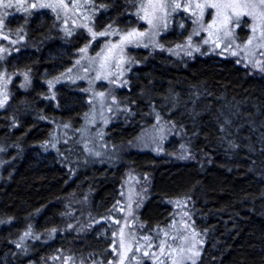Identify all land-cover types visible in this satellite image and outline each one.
I'll use <instances>...</instances> for the list:
<instances>
[{"label": "trees", "instance_id": "trees-1", "mask_svg": "<svg viewBox=\"0 0 264 264\" xmlns=\"http://www.w3.org/2000/svg\"><path fill=\"white\" fill-rule=\"evenodd\" d=\"M128 1L96 0L103 6L98 27L123 29L118 18H131ZM38 15L27 22L30 48L12 58L27 71L31 88L19 90L14 83L13 95L0 111V142L15 145L5 153L11 163L0 175V264H42L69 248L104 257V239L72 234L66 218L71 212L79 219L73 198L87 200L91 218L105 217L118 197L125 168L150 177V196L140 214L148 227L169 220L167 202H188L204 241L198 264H264V61L256 73L215 56L177 61L163 52H143L128 88L118 93L130 110L108 126L107 138L131 141L150 125L152 115H159L183 132L191 159L170 163L151 153L131 152L114 168L86 167L87 156L74 135L62 138L56 149L48 146L52 129L74 133L81 125L88 107L83 85L58 86L49 99L45 81L68 68L87 39L67 42L44 21L49 13ZM184 35L170 41L169 33L162 41L172 46ZM28 229L34 237L19 248L17 241Z\"/></svg>", "mask_w": 264, "mask_h": 264}, {"label": "rangeland", "instance_id": "rangeland-1", "mask_svg": "<svg viewBox=\"0 0 264 264\" xmlns=\"http://www.w3.org/2000/svg\"><path fill=\"white\" fill-rule=\"evenodd\" d=\"M128 2L131 18L125 21L122 16L118 18L124 23L122 29L123 25L98 27L96 19L102 4L96 0H0V111L7 107L14 83L19 90L31 88L27 71L17 67L12 58L20 56L24 47L30 48L28 20L35 14L40 17L49 13L50 19L44 21L51 29L56 26L67 42L87 39L75 51L68 68L46 79L49 99L55 98L58 86L80 83L88 98L79 128L64 134L57 127L52 129L50 149H56L62 138L74 135L75 143L87 156L86 167L96 164L114 168L124 163L131 152H147L170 163H186L191 155L182 142L183 132L168 125L159 115H152L150 125L142 127L131 141L118 143L107 138L108 126L130 110L118 98V93L128 88L129 75L145 56L143 52H163L177 61L195 55L215 56L231 59L250 72L261 73L264 0ZM131 20L136 21L134 26ZM174 29L178 33L171 32ZM169 33L173 36L170 41L181 33L185 35L181 43L169 46L162 41ZM175 138L181 141L173 144L171 140ZM13 147L14 144L5 140L0 142V175L11 163L5 161V153ZM124 173L118 197L105 217L91 218L87 200L73 198V204L80 211L77 212L79 219L71 216V212L66 218V230L72 234L104 239V257L69 248L52 254L42 264H198L204 241L195 228L188 202L184 199L167 202L169 220L164 225L148 227L140 214L150 196V177L127 168ZM28 236L34 237L30 229L19 237V248H24Z\"/></svg>", "mask_w": 264, "mask_h": 264}, {"label": "snow or ice", "instance_id": "snow-or-ice-1", "mask_svg": "<svg viewBox=\"0 0 264 264\" xmlns=\"http://www.w3.org/2000/svg\"><path fill=\"white\" fill-rule=\"evenodd\" d=\"M5 7H8L9 5H4ZM47 5H41V7H46ZM211 6H215V5H211ZM32 7H36V5H33ZM177 7H179V5H177ZM198 7H199V5H198Z\"/></svg>", "mask_w": 264, "mask_h": 264}]
</instances>
